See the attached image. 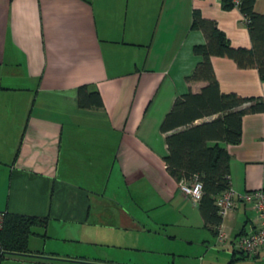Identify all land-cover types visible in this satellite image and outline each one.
<instances>
[{
	"label": "crops",
	"instance_id": "0c3cea01",
	"mask_svg": "<svg viewBox=\"0 0 264 264\" xmlns=\"http://www.w3.org/2000/svg\"><path fill=\"white\" fill-rule=\"evenodd\" d=\"M193 9L215 19L232 45L251 46L241 11L222 0H0V172L8 175L0 211L49 218L31 235L30 255L15 253L0 264H159L72 250L63 241L133 248L120 233L137 237L152 231V222L194 220L211 231L198 200L166 169L160 129L174 98L205 84L185 79L198 59L192 46L205 39L190 27ZM254 9L264 13V0H254ZM211 60L222 91L264 94L256 67H239L228 56ZM82 83L98 88L105 106H79ZM226 146L231 186L260 188L264 111L244 114L240 141ZM259 222L251 204L237 198L218 228L226 238L211 231L215 246L232 247L234 261L264 259V247L244 257L235 244ZM173 235L189 243L187 233Z\"/></svg>",
	"mask_w": 264,
	"mask_h": 264
},
{
	"label": "trees",
	"instance_id": "16d2710c",
	"mask_svg": "<svg viewBox=\"0 0 264 264\" xmlns=\"http://www.w3.org/2000/svg\"><path fill=\"white\" fill-rule=\"evenodd\" d=\"M222 3L224 7H233L229 0H222ZM239 10L249 31V47L232 45L215 19L203 16L198 9L192 10L190 27L202 30L205 39L193 44L192 50L198 59L185 79L203 80L205 84L198 91L188 89L178 94L160 123V129L166 136V169L177 181L190 182L194 178L200 181L198 208L205 224L216 235L223 218L216 198L231 185L230 154L226 145L240 141L244 114L264 111V94L242 95L236 91H222L211 60L213 55L228 56L239 67H256L264 80V13L254 9V0H240ZM77 95L81 107L105 106L101 91L91 83L80 84ZM257 189L264 193V179ZM0 216L3 217L0 258L15 253L30 255L33 252L29 246L30 237L37 227L44 229L47 226L48 216L11 210L0 211ZM41 234L45 236L46 232ZM242 252L244 257L255 254ZM235 259L232 256L228 264ZM70 262L112 264L74 259Z\"/></svg>",
	"mask_w": 264,
	"mask_h": 264
},
{
	"label": "rangeland",
	"instance_id": "374dc122",
	"mask_svg": "<svg viewBox=\"0 0 264 264\" xmlns=\"http://www.w3.org/2000/svg\"><path fill=\"white\" fill-rule=\"evenodd\" d=\"M6 172H0V185L6 187L7 179ZM201 219V216H199ZM153 224L152 231L147 233L144 231H136L137 237L133 236L132 232L125 230L122 232L124 240L128 243H132L133 248H146L147 250L133 249V248H112L97 243L79 242L72 240H64V247L75 250L76 248L87 250L88 253H96L100 256L107 254H114L124 259H140V260H156L159 264H228L232 247L227 249L225 246L216 244L215 237L211 231L206 230L201 223H193L188 225L174 224ZM162 225V226H160ZM160 227V228H159ZM159 228V231L156 229ZM181 232L188 234L189 243H185L180 240L179 237H175L173 234L180 236ZM205 234H209L210 238L204 237ZM217 239L218 236L216 235ZM192 239V240H191ZM191 240V241H190ZM63 242H59V245H63ZM109 251H111L109 253ZM227 252V253H225ZM240 260V261H239ZM231 264H264V259L254 261L253 258H247L246 260L239 259Z\"/></svg>",
	"mask_w": 264,
	"mask_h": 264
},
{
	"label": "built area",
	"instance_id": "2783aa9c",
	"mask_svg": "<svg viewBox=\"0 0 264 264\" xmlns=\"http://www.w3.org/2000/svg\"><path fill=\"white\" fill-rule=\"evenodd\" d=\"M233 7L239 9L240 0H229ZM180 189L191 199L198 200L201 195V183L197 178L192 181L180 180ZM239 198L245 202H249L251 207L256 211L260 218L259 224L250 232L241 234L236 239V246L243 251L256 253L264 246V193L260 189L248 190L244 192L236 191L231 185L222 191L216 198L218 211L225 216L234 206L236 199ZM3 217L0 216V226H2ZM218 239L223 241L226 238L224 232L218 231Z\"/></svg>",
	"mask_w": 264,
	"mask_h": 264
}]
</instances>
